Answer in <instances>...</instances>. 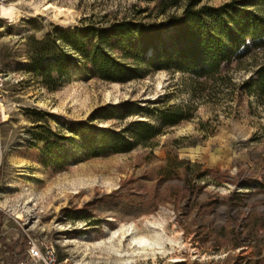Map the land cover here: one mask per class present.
Listing matches in <instances>:
<instances>
[{
	"label": "rangeland",
	"instance_id": "374dc122",
	"mask_svg": "<svg viewBox=\"0 0 264 264\" xmlns=\"http://www.w3.org/2000/svg\"><path fill=\"white\" fill-rule=\"evenodd\" d=\"M189 1L2 2L22 13L0 16V212L10 236L45 239L70 264H264V92L243 88L264 65L263 45L228 66L231 82L205 91L165 69L125 83L105 81L85 74L69 49L70 74L56 89L31 72V37L123 20L170 31L169 19ZM50 3L74 11L75 22L63 26L35 12ZM126 103L127 110L96 113ZM175 105L190 106L192 117L165 128L149 146L85 158L72 138L60 144V167L45 164L44 142L34 134L51 129L70 139L79 122L117 131L139 119L158 124L156 114L138 109ZM132 235L152 245L134 253Z\"/></svg>",
	"mask_w": 264,
	"mask_h": 264
},
{
	"label": "trees",
	"instance_id": "16d2710c",
	"mask_svg": "<svg viewBox=\"0 0 264 264\" xmlns=\"http://www.w3.org/2000/svg\"><path fill=\"white\" fill-rule=\"evenodd\" d=\"M200 2L190 0L181 15L172 16L170 31L154 24L143 26L123 20L110 27H56V35L47 33L42 39L31 37V72L48 89H56L70 74L69 49L79 56L80 69L85 74L109 82L125 83L165 69L186 75L200 91L207 90L211 84H227L231 82V77L225 73L228 66L247 56L252 47L264 46V0H234L218 7L198 6ZM254 85L257 92H264V65L257 69L255 79L245 81L243 88L247 93H254L251 89ZM129 105L102 107L96 113L104 114L118 108L127 110ZM191 110L185 105L143 107L138 111L156 114L159 123L139 119L119 131L79 122L71 127L74 137L70 139L51 129L44 130V134H34L44 142L43 152L48 158L45 164L60 167L65 162L59 153L60 144L73 143L72 138L78 144L79 155L85 158L129 152L137 146H149L165 128L191 118ZM29 112L41 114L36 110ZM127 115L124 113L122 117ZM36 129H44V125L38 124ZM258 185L263 187L261 183ZM3 218L0 212V264H18L26 257L27 242L21 232L15 235L17 237L10 236L2 228Z\"/></svg>",
	"mask_w": 264,
	"mask_h": 264
},
{
	"label": "bare ground",
	"instance_id": "6f19581e",
	"mask_svg": "<svg viewBox=\"0 0 264 264\" xmlns=\"http://www.w3.org/2000/svg\"><path fill=\"white\" fill-rule=\"evenodd\" d=\"M35 12L37 14L45 15L51 20H55L63 26H67L75 22L76 15L74 11L58 8L54 6L52 3L46 6H43V7H36ZM21 14H22L21 10L12 4L2 3L0 5V16L1 17L14 19V18H18ZM16 216L19 218L23 217L22 213H17ZM129 245L132 246V252L135 253L136 251H139L140 249L142 250V249H145L147 246H151L152 243L142 236L132 235L131 240L129 241ZM126 262H129V260H127Z\"/></svg>",
	"mask_w": 264,
	"mask_h": 264
},
{
	"label": "built area",
	"instance_id": "2783aa9c",
	"mask_svg": "<svg viewBox=\"0 0 264 264\" xmlns=\"http://www.w3.org/2000/svg\"><path fill=\"white\" fill-rule=\"evenodd\" d=\"M4 0H0L2 3ZM27 236L26 257L18 264H70L68 258L60 259L52 243L37 236Z\"/></svg>",
	"mask_w": 264,
	"mask_h": 264
}]
</instances>
